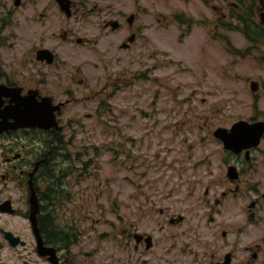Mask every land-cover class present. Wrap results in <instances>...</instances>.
I'll use <instances>...</instances> for the list:
<instances>
[{"label": "flooded vegetation", "instance_id": "obj_1", "mask_svg": "<svg viewBox=\"0 0 264 264\" xmlns=\"http://www.w3.org/2000/svg\"><path fill=\"white\" fill-rule=\"evenodd\" d=\"M67 6L68 11L63 10L58 0H0V52L7 47L16 51L6 57L0 54V85L5 87L0 110L15 105L17 97L49 99V107L60 104L55 111L58 129L19 127L0 133V264H86L80 248V235L86 232H81L77 219L70 220V214L78 210L64 206V201L58 207L61 214L54 212V203L48 200L51 191L43 180L52 157L69 156L59 149L63 141L57 144L58 150L52 142L55 131L63 138L61 115L77 101V90L73 92L69 85L94 90L87 78H76L87 64L77 58L80 50H93L99 43V38L82 34L92 24L94 13L88 0H69ZM111 20L118 22L115 30L126 32V41L121 43L137 37L127 17L102 19L98 22L104 30L100 36L109 33ZM16 27L29 33L20 43H11ZM210 33L217 39L208 43H214L223 54L222 73L218 74L223 82L239 85L245 60L257 68L243 72L245 91L240 87L231 93L240 110L223 115L220 123L209 109L203 110L202 141L206 147L215 144V151L206 148L199 161L188 158L175 169L169 191L171 208H156V215L164 216L163 225L154 228L144 220L109 223L110 231L103 234L109 244L105 264H264V41L251 44L241 34L243 41L234 44L235 37L223 31ZM45 51L48 56L43 55ZM52 55L53 62L47 63ZM230 73L236 80L229 79ZM48 83L54 86V92L47 90ZM58 87L63 89L59 91ZM58 92L63 99L56 100ZM223 92H227L225 88ZM239 121L252 125V133L242 146L225 148L214 137L215 129L228 130ZM73 174L61 175L59 191L65 199L68 193L64 181ZM33 193L38 202L35 213L31 211ZM194 212L198 214L191 215ZM188 223L195 229L203 228L196 233L211 242L188 236ZM87 228L93 232L92 225ZM161 239L163 242H159ZM167 239L170 242L164 244Z\"/></svg>", "mask_w": 264, "mask_h": 264}, {"label": "rangeland", "instance_id": "obj_2", "mask_svg": "<svg viewBox=\"0 0 264 264\" xmlns=\"http://www.w3.org/2000/svg\"><path fill=\"white\" fill-rule=\"evenodd\" d=\"M88 1L94 17L82 34L99 38V43L93 50H80L77 58L87 64L76 78H87L94 90L87 91L80 84L69 85L73 92L77 90V101L61 115L63 136L70 141L63 152L70 154L76 172L65 179L68 195L64 193L65 199L62 192L60 201L78 210L70 214V220L77 219L81 232H86L80 235L83 261L105 264L109 244L103 234L110 231L109 223L144 220L154 228L163 225L164 216H157L156 208H171L169 191L175 169L188 158L199 161L206 148L215 151V144L206 147L202 141L203 110L215 114L218 123L223 115L239 111L231 93L240 87L245 91L243 72L257 68L243 61L239 85L223 82L218 75L222 73L223 54L214 43H208L217 39L210 36V31L235 37L234 44L243 41L240 32L226 31L217 23L218 17L230 16L228 1ZM62 9L68 11L63 5ZM260 11H264V3L257 11V19ZM129 14H134L130 30L137 37L128 48L119 47L126 41L122 28L111 31L110 26L109 33L100 36L104 30L98 22ZM175 14L195 22L187 28L175 20ZM13 31L17 39L13 36L11 43H20L29 33L17 27ZM11 51L16 52L7 47L0 54L6 57ZM52 62L53 58L47 61ZM235 76L230 73L229 79L236 80ZM224 88L227 92H223ZM62 89L58 87L59 91ZM47 90L54 92V86L48 83ZM55 96L56 100L64 98L60 92ZM60 201L53 209L59 215ZM195 214L198 213H191ZM87 225L93 226V232L88 231ZM186 227L191 228L188 236L192 239L211 242L196 233L203 228L195 229L190 223ZM167 242L170 239L164 244Z\"/></svg>", "mask_w": 264, "mask_h": 264}, {"label": "trees", "instance_id": "obj_3", "mask_svg": "<svg viewBox=\"0 0 264 264\" xmlns=\"http://www.w3.org/2000/svg\"><path fill=\"white\" fill-rule=\"evenodd\" d=\"M205 2L207 0H204ZM228 1L231 8V13L228 18H218L217 23L219 26L225 30L239 31L244 35V38L248 43L255 44L264 41V33L259 32L264 30V26L261 25L256 18L257 11L260 9V5L264 3V0H224ZM174 18L181 24H185L187 28L191 27L195 20L183 14H175ZM100 101V100H99ZM101 106L104 104V100H101ZM61 141L64 142L63 147L59 149L66 148V145L70 144V141H66L64 136L61 138L58 131H55L52 138V142L55 149L58 150L57 144ZM75 162L71 161V156L65 157L62 154H56L50 159L46 167V172L43 176V180H47L48 189H50L51 194L48 198L54 204L59 202L61 199V193L59 191L60 185L63 182L61 177L62 174L67 172H74ZM51 202V203H52ZM48 218V217H47Z\"/></svg>", "mask_w": 264, "mask_h": 264}, {"label": "water", "instance_id": "obj_4", "mask_svg": "<svg viewBox=\"0 0 264 264\" xmlns=\"http://www.w3.org/2000/svg\"><path fill=\"white\" fill-rule=\"evenodd\" d=\"M61 3H64L65 0H59ZM67 1V0H66ZM68 2V1H67ZM133 15H129L127 18L128 23L133 21ZM261 22L264 23V12L260 13ZM110 25L112 29L117 27V21L112 20L110 21ZM133 37L129 38L131 41ZM121 46L125 47L126 44H122ZM47 54V53H46ZM44 55V54H43ZM45 56V55H44ZM48 56V55H47ZM4 85H0V95L3 93ZM18 99L15 102V105L11 107L0 110V132L3 130H7L9 128H15L18 126H39V127H50L53 126L55 128H59L55 121V114L54 111L60 108V105H55L49 107L48 104L50 100H41L36 101L34 98L29 99ZM19 106V109L17 107ZM7 108V109H6ZM13 119L12 123H8V119ZM253 131V127H248L243 125L242 122L235 123L229 132L223 128L217 129L214 134L216 137L221 139L224 143L225 148L232 149L237 146L238 137L246 139ZM31 201V211L35 213L37 211V199L33 195V198L30 199Z\"/></svg>", "mask_w": 264, "mask_h": 264}, {"label": "bare ground", "instance_id": "obj_5", "mask_svg": "<svg viewBox=\"0 0 264 264\" xmlns=\"http://www.w3.org/2000/svg\"><path fill=\"white\" fill-rule=\"evenodd\" d=\"M17 107L19 109L18 104H17ZM236 144H237V147H240V146H242L244 144L243 143V138L241 137V135L238 137V142Z\"/></svg>", "mask_w": 264, "mask_h": 264}]
</instances>
